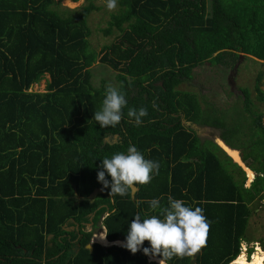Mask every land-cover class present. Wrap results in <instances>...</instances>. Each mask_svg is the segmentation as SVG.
Returning <instances> with one entry per match:
<instances>
[{
  "label": "trees",
  "instance_id": "obj_1",
  "mask_svg": "<svg viewBox=\"0 0 264 264\" xmlns=\"http://www.w3.org/2000/svg\"><path fill=\"white\" fill-rule=\"evenodd\" d=\"M56 1L0 0V264H146L142 250L85 247L98 226L107 241H124L137 213L142 219L158 214L147 201L159 198L167 206L169 196L201 207L210 229L194 260L168 264H229L240 241H253L245 236L250 215L264 209V116L252 110L244 89L233 121L224 108L207 114L184 87L202 78L194 72L199 66L231 68L239 54L264 61V0H117L121 9L100 32L118 34L97 54L86 27L92 1L77 12ZM94 61L115 72V87L127 100L115 127L100 128L93 119L107 87L91 86ZM44 75V92L30 91ZM262 76L258 70L253 88L264 102ZM140 107L148 114L137 127L127 111ZM242 112L248 133L240 159L254 174L248 187L217 144L204 146L185 125L221 129L227 146V133L235 138L243 126ZM129 146L158 161L159 174L135 185L133 198L104 189L88 203L91 191L102 189L101 160ZM70 221L91 226L64 231ZM105 239L96 241L106 245Z\"/></svg>",
  "mask_w": 264,
  "mask_h": 264
},
{
  "label": "clouds",
  "instance_id": "obj_2",
  "mask_svg": "<svg viewBox=\"0 0 264 264\" xmlns=\"http://www.w3.org/2000/svg\"><path fill=\"white\" fill-rule=\"evenodd\" d=\"M68 1L75 3L70 0ZM105 6L107 10L113 11L117 8V0H105ZM235 68L236 66H232V71H235ZM126 105L125 94L117 87L108 85L105 89L101 107L98 111L94 112L93 119L99 124L100 128L115 127L120 123L123 117L122 110ZM153 107H156L155 102L153 103ZM147 114V109L144 107H140L139 109L129 108L127 111V116L134 121L137 127L142 124L143 118ZM227 148L230 149L229 147ZM222 152L233 162L223 150ZM236 165L239 167L238 164ZM99 168L97 181L102 185L101 190L110 189L108 195L115 197L117 195L125 196L130 188L135 185L150 183L153 174H159L160 164L158 161L146 159L135 146H129L126 153L117 152L111 155L110 158H103ZM239 168L244 174V170L241 167ZM106 175L110 177V180L106 179ZM147 203L154 212L158 213L157 215H150L142 219L141 215L137 213L128 225L125 240H115L121 241V246L113 245L115 241H107L105 239L107 232L102 227L104 231L101 238H104L106 241V245L102 247H123L132 254H136L142 250L143 254L148 256L150 260H155L148 262V264H168V261L173 258L184 259L194 257L206 246L210 222L207 220L201 207L188 206L184 200L174 199L171 196L167 198V206H162L159 198H153L147 201ZM104 215H107V212ZM84 225H89V223ZM145 242H148V247H143ZM92 244L98 243H88V245ZM257 249L264 251L261 240L240 241L238 253L229 264H234L235 259L241 253L244 254L245 260H249L251 254L256 252ZM262 264H264V258Z\"/></svg>",
  "mask_w": 264,
  "mask_h": 264
},
{
  "label": "rangeland",
  "instance_id": "obj_3",
  "mask_svg": "<svg viewBox=\"0 0 264 264\" xmlns=\"http://www.w3.org/2000/svg\"><path fill=\"white\" fill-rule=\"evenodd\" d=\"M91 1L95 6V9L92 10L88 15V17L86 18V27L89 30L88 41L90 47L93 49V52L97 54L102 46L109 44L112 38L118 34L117 31L114 30L113 28H112V34L108 37L103 36L100 31L101 29L105 28L106 23L110 19V14L116 13L118 9H121V6H117L115 10L109 11L107 10L106 6L103 4L105 0H91ZM55 3H58L61 7L65 8L66 10L69 11L75 10L76 12L77 10H80L83 6H87L86 0H76L75 3H70L68 0H58ZM232 65L236 66L235 71H232L230 67L227 69H221V68H211L209 65H203L202 67L199 66L198 68L194 69V72L199 73L198 75L199 76L201 75L202 78L200 77V80L198 81L193 80L190 84L188 83V85H186L184 88L195 93L196 97L200 101V108L203 111H205L207 114L211 115V110H210L211 108L213 109L224 108L226 110V114L229 115L228 117H231L232 118L231 120L233 121L238 120L237 116L240 110L242 111L241 107L243 105L242 104L243 102H241V91H239L238 89H244L247 92L249 101L254 105V108H252V110L258 111L264 116V102H262L261 99L258 100L257 98L258 94L253 88L255 74L257 73L258 70L264 71V61H258L251 57H246L245 60L241 58L238 61V56H237L236 62L235 63L233 62ZM89 70L91 75L90 83L93 88L96 89L101 85L102 86L112 85L115 87L116 85V82L114 80L115 72L112 71L107 66L94 61V63L91 64V66L89 67ZM230 70L233 72L232 76L229 74V72H231ZM227 79L233 83V88H230V86L227 84ZM47 81L48 78L46 75H44L36 84L30 87V91L38 92V93L44 92V88ZM219 85H222V88ZM223 89H225V92H223ZM258 89L264 93V76H262L260 79ZM241 115L243 118H245V120H242V124H243L242 127L239 128L238 126L240 130L235 135V138L232 134L233 132H229L226 135L227 146L230 148H234L238 151L237 152L234 150L236 152L235 153L233 150H231L237 155L238 159L240 158V154H241V148H239V146L241 142L244 141L246 138L245 136H243V134L248 133V120H246L247 115L244 112H242ZM224 119L226 120L224 127L225 128L229 127L230 126L229 123L231 121V120L229 121L230 118H224ZM185 125L190 127L195 132L199 141L202 142L204 146L209 147L210 145L209 144L207 145V142H203V141H210L215 145L217 144L218 146L220 145L219 143L222 144L221 140L219 139V135L221 134L220 131L221 129H212L210 127L200 126L196 124L194 125L188 124L187 122L185 123ZM213 152L215 156L220 161H222V156L220 155V153L217 150H213ZM239 161H235V162L241 165L244 170L245 168L244 163H242L241 161L240 163ZM244 172L246 171L244 170ZM251 181L252 178L248 182L247 173H244V187H247ZM84 227H85L84 228L85 231L89 230V228L86 225H84ZM103 231H104L103 228L101 226H98L95 230L94 236L90 238V241L92 239V242L94 243V241H96V238L99 235L103 234ZM245 236L247 237V239L250 238L253 241L261 240V243H264V209L263 208L256 209L250 215L245 230ZM242 254L243 253H241L239 257ZM251 257L252 254L250 256V259Z\"/></svg>",
  "mask_w": 264,
  "mask_h": 264
},
{
  "label": "bare ground",
  "instance_id": "obj_4",
  "mask_svg": "<svg viewBox=\"0 0 264 264\" xmlns=\"http://www.w3.org/2000/svg\"><path fill=\"white\" fill-rule=\"evenodd\" d=\"M219 143V142H218ZM220 145V148L223 150H226L227 152H228V154L235 160V161H239V159H238V157H237V155L233 152V151H231L230 149H228L226 146H224L223 144H221V143H219ZM223 150V151H224ZM225 152V151H224ZM226 153V152H225ZM227 154V153H226ZM227 154V155H228ZM228 155V156H229ZM229 156V157H230ZM230 157V158H231ZM231 158V159H232ZM232 159V160H233ZM233 160V161H234ZM234 161V162H235ZM240 162V161H239ZM236 164H238L237 162H235ZM241 163V162H240ZM239 165V164H238ZM241 166V165H240ZM242 167V166H241ZM242 169H243V167H242ZM244 170L246 171L245 173H247V177H248V182L251 180V178H253V173L249 170V169H247V168H244ZM97 243H99L100 245H102L100 242H97ZM103 246H105V245H103ZM263 258H264V251H259L258 249L256 250V252L255 253H253L252 254V257H251V259L250 260H245V258H244V254H242L240 257H238L235 261H234V264H262V260H263Z\"/></svg>",
  "mask_w": 264,
  "mask_h": 264
},
{
  "label": "water",
  "instance_id": "obj_5",
  "mask_svg": "<svg viewBox=\"0 0 264 264\" xmlns=\"http://www.w3.org/2000/svg\"><path fill=\"white\" fill-rule=\"evenodd\" d=\"M241 56H242V55H238V60L241 59ZM227 84L230 86V88L233 86L232 82H230L229 80H227ZM217 146H218V145H217ZM218 147H219V146H218ZM233 162H234V161H233ZM239 167H241V166L239 165ZM241 168H242V167H241ZM129 192H130V193H129V194H130V198H133V195H134V193L136 192V188L133 186L132 188H130ZM100 193H102L101 188H95V189H93V190L91 191V193L87 196V202H88V203H91L92 200H93V198H94L97 194H100ZM90 217H92V214L90 215ZM75 227H76V226H75ZM113 245H119V246H121V241H115V242L113 243ZM85 248L88 249L89 251L91 250V247H90L89 245H87ZM197 255H198V253H197L194 257L189 258V260H194L195 257H196ZM146 258H147V262H146V264H148V262L155 261V260H150V258H149L148 256H146Z\"/></svg>",
  "mask_w": 264,
  "mask_h": 264
},
{
  "label": "flooded vegetation",
  "instance_id": "obj_6",
  "mask_svg": "<svg viewBox=\"0 0 264 264\" xmlns=\"http://www.w3.org/2000/svg\"><path fill=\"white\" fill-rule=\"evenodd\" d=\"M231 71V70H230ZM229 74L232 76V74H233V72L231 71V72H229ZM70 223H72V221H70ZM84 225V223H80V225H78V224H75V223H72L70 226H68L67 228H65L64 230L65 231H69L71 228H73V231H78V229H79V227L81 226V225ZM76 226V227H75ZM83 227V226H82ZM81 228V227H80Z\"/></svg>",
  "mask_w": 264,
  "mask_h": 264
},
{
  "label": "crops",
  "instance_id": "obj_7",
  "mask_svg": "<svg viewBox=\"0 0 264 264\" xmlns=\"http://www.w3.org/2000/svg\"><path fill=\"white\" fill-rule=\"evenodd\" d=\"M226 151V150H225ZM234 151V150H233ZM227 152V151H226ZM235 152V151H234ZM228 153V152H227ZM236 153V152H235ZM239 160H240V158H239ZM91 217H89V219H90ZM91 223H89V225H86L88 228L91 226L90 225ZM69 231H73V228H71ZM93 237V236H92ZM106 242V241H105ZM90 243H92L91 241H90ZM90 247H91V245H89Z\"/></svg>",
  "mask_w": 264,
  "mask_h": 264
}]
</instances>
